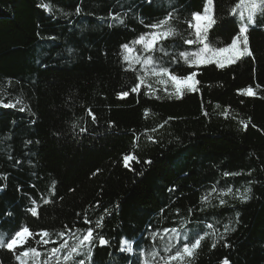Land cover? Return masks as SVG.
Returning <instances> with one entry per match:
<instances>
[{
  "label": "trees",
  "instance_id": "obj_1",
  "mask_svg": "<svg viewBox=\"0 0 264 264\" xmlns=\"http://www.w3.org/2000/svg\"><path fill=\"white\" fill-rule=\"evenodd\" d=\"M235 2L215 0L217 25L209 33L215 46L230 43L238 30L228 15ZM203 5L204 0H0V97L5 103L21 100L15 109L0 107V232L10 236L27 226L54 233L65 224L84 228L85 215L94 226L103 215L97 231L109 245L94 248L93 264H136L135 254L120 251L122 240L145 248L150 224L152 230L174 227L190 207H204L190 227L211 232V223L222 232L231 221L235 231L214 249V238L206 237L191 264H223L225 258L229 264H264V19L258 17L248 33L255 58L195 69L199 92L180 100L158 92L156 100L142 89L139 96L118 99L135 75L124 70L121 45L147 31L140 20L150 23L176 8L177 29L187 35L184 18ZM113 13L125 23L110 20ZM247 87L256 95H241ZM81 127L87 132L80 133ZM125 155L137 158L131 168L124 166ZM229 187L232 192L221 195ZM246 187L251 199L241 203L236 193ZM33 200L37 217L28 212ZM28 246L43 253L55 245ZM0 261L19 264L6 250H0Z\"/></svg>",
  "mask_w": 264,
  "mask_h": 264
},
{
  "label": "snow or ice",
  "instance_id": "obj_2",
  "mask_svg": "<svg viewBox=\"0 0 264 264\" xmlns=\"http://www.w3.org/2000/svg\"><path fill=\"white\" fill-rule=\"evenodd\" d=\"M147 2L150 3L151 0H147ZM39 6L49 12L52 11L48 4L42 3ZM80 11V8L77 7L76 13L79 14ZM179 11V9L170 8L163 17L150 23H144L141 19L140 23L147 31L139 34L138 38L133 39L130 43L121 45L120 54L127 66L124 70L131 71L135 75L132 85L127 90L118 93V99H125L129 97L130 93L139 96L143 89V95L149 99L160 100L161 96L157 93L163 92L168 98L180 100L186 93H197L200 90L201 82L197 79L199 73L195 69L208 65H215L223 69L226 66L236 64L244 57L255 58L249 44L248 33L250 28L257 27L258 17L264 19V0H238L228 9V15L238 30L231 37L230 43L223 46H215L209 41V33L217 25L215 0H204L201 11L193 12L189 17L184 18L187 35L177 29V24L181 22ZM109 19L121 25L125 23V17L118 13L110 14ZM112 26L113 24H109V27ZM217 43L222 44L219 41ZM185 45L194 46V49L180 50ZM137 46H139V50H137ZM185 68L188 71L184 72L183 69ZM156 85L161 87H156ZM241 95L255 96L256 93L252 87H247L241 90ZM18 104H21L19 98L16 99L15 103L11 100L5 103L0 97V107L5 109H15ZM24 110L23 106L19 108V111ZM145 111L147 112V109ZM87 114L95 123L96 116L90 108L87 110ZM203 114L208 115L207 112ZM172 119L169 117L159 127L163 128ZM241 123L245 129L249 126V122L241 121ZM252 126L255 127V125ZM156 130L153 128L151 131L155 132ZM79 131L86 133L87 129L81 127ZM148 139L153 140V137L149 136ZM136 159L133 155H125L123 157L124 166L131 168L129 162ZM145 163L150 164L151 161H145ZM223 175L236 176L239 173L225 172ZM173 190L169 189L170 192ZM70 191L74 190L70 189ZM215 191L216 187L213 185L211 192ZM231 192L232 189L229 187L221 195H228ZM251 192V187H246L243 193L237 190L236 198L241 203L247 202L251 199ZM210 195V192L202 195L201 202L208 201ZM49 202V200H44L45 204ZM225 203L224 199L219 200L220 206L225 205ZM32 204L34 206L30 207L28 212L33 217H37L39 212L38 207L35 206L36 201L33 200ZM97 206H99V202H97ZM163 211L161 209V212ZM179 211L177 208V215H179ZM204 211V207H190L188 217H181L177 226L170 228L152 230L150 224L147 231V239L150 244L147 247L136 249L134 248V241L124 239L121 241L120 251L135 254L137 257L136 264H191V258L196 254L206 237L214 238L211 244L214 249L218 243L225 240L227 234L235 231L231 221L223 224L222 232L214 228L211 223L207 225V229H211V232L196 231L195 227H190V225H196L199 222V218L193 219L191 217H194L196 212ZM104 214L110 216L111 212L105 208ZM77 215L79 216V214ZM236 219L237 221L239 219L238 212ZM82 223L85 225L84 228H72L65 224L64 230L54 233L48 230L34 232L27 226H20L10 236L0 232V250L12 253L13 259L19 264H29V260L32 264H41L39 258L42 255L45 257L42 264H93L94 248L109 245V240L97 231V229L103 228V215L95 220L94 226L93 221L87 215L83 217ZM218 232L219 235H217ZM53 235L56 239H52ZM69 240L72 242L69 243ZM29 241H34L38 246L50 244L55 246L46 248L42 253L38 247H25V245H29ZM222 246L229 247L230 245L225 242ZM18 249L22 250L18 251ZM0 264H3V261H0ZM223 264H229V261L225 258Z\"/></svg>",
  "mask_w": 264,
  "mask_h": 264
},
{
  "label": "rangeland",
  "instance_id": "obj_3",
  "mask_svg": "<svg viewBox=\"0 0 264 264\" xmlns=\"http://www.w3.org/2000/svg\"><path fill=\"white\" fill-rule=\"evenodd\" d=\"M137 50H139V46H137ZM137 67H139V66H137ZM156 87H161V86H159V85H156Z\"/></svg>",
  "mask_w": 264,
  "mask_h": 264
}]
</instances>
